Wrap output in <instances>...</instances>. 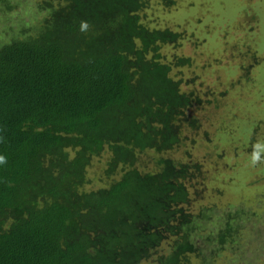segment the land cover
<instances>
[{
  "label": "trees",
  "instance_id": "trees-1",
  "mask_svg": "<svg viewBox=\"0 0 264 264\" xmlns=\"http://www.w3.org/2000/svg\"><path fill=\"white\" fill-rule=\"evenodd\" d=\"M145 5L0 0L19 19L0 39V264H188L237 250L231 213L190 210L200 162L174 151L187 130L194 140L189 110L204 99L170 73L189 56L161 53L182 33L147 25Z\"/></svg>",
  "mask_w": 264,
  "mask_h": 264
},
{
  "label": "rangeland",
  "instance_id": "rangeland-1",
  "mask_svg": "<svg viewBox=\"0 0 264 264\" xmlns=\"http://www.w3.org/2000/svg\"><path fill=\"white\" fill-rule=\"evenodd\" d=\"M10 11L0 10V39L11 31L6 25L19 20ZM141 18L182 33L177 45L163 44L160 50L165 59L189 56L188 65L173 66L170 73L192 77L180 87L191 86L204 99L189 110L197 120L194 140L189 142L187 130L174 151L200 162L204 180L195 184L199 197L190 200V210L204 209L211 220L228 211L232 223L241 222L237 250L229 246L207 263L190 255L188 264H264V160L251 163L252 146L258 142L264 148V0H146ZM102 164V157H94L89 177ZM237 207L244 211L240 216L232 214Z\"/></svg>",
  "mask_w": 264,
  "mask_h": 264
},
{
  "label": "clouds",
  "instance_id": "clouds-1",
  "mask_svg": "<svg viewBox=\"0 0 264 264\" xmlns=\"http://www.w3.org/2000/svg\"><path fill=\"white\" fill-rule=\"evenodd\" d=\"M90 28V25L88 24L87 21H81L79 25V30L81 32H87ZM252 152H251V163L253 165H256L260 163L262 160H264V156H262V151H264V148L261 147L260 143H255L252 146ZM6 163L5 157L0 156V164Z\"/></svg>",
  "mask_w": 264,
  "mask_h": 264
}]
</instances>
